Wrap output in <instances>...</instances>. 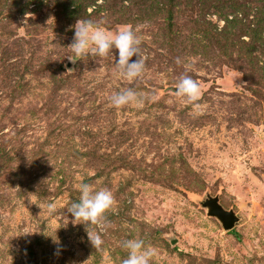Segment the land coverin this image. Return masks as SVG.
Masks as SVG:
<instances>
[{
  "label": "rangeland",
  "instance_id": "374dc122",
  "mask_svg": "<svg viewBox=\"0 0 264 264\" xmlns=\"http://www.w3.org/2000/svg\"><path fill=\"white\" fill-rule=\"evenodd\" d=\"M86 20L134 31L141 79L70 50ZM83 183L114 197L100 249L67 211ZM126 239L150 264H264V0H0V264H123Z\"/></svg>",
  "mask_w": 264,
  "mask_h": 264
},
{
  "label": "clouds",
  "instance_id": "9594fccd",
  "mask_svg": "<svg viewBox=\"0 0 264 264\" xmlns=\"http://www.w3.org/2000/svg\"><path fill=\"white\" fill-rule=\"evenodd\" d=\"M141 40L130 27L117 29L114 33L105 31L91 20L77 21L74 26L73 42L68 46L78 57L89 53V50L101 57L118 51V59L115 57V66L118 74L129 83L141 79L146 69V58L141 54ZM133 57H136L133 60ZM180 63L179 58L176 61ZM178 97L185 98L189 103H195L200 99L201 89L196 80L190 75H183L176 86ZM113 107L119 109L129 104L139 106L142 99L131 87L121 90L110 97ZM199 107V105H197ZM80 197L78 202H73L67 208L72 216L73 225L83 224L88 234L91 245L100 249L104 241L101 233L107 227L105 213L112 209L114 197L110 190H94L89 184L80 185ZM39 207V206H38ZM56 211V205L49 203L47 212L49 215ZM96 226L98 231L90 232L88 229ZM122 247L127 250V258L123 264H150L155 250L145 244L143 239H126L122 241Z\"/></svg>",
  "mask_w": 264,
  "mask_h": 264
},
{
  "label": "water",
  "instance_id": "95a60500",
  "mask_svg": "<svg viewBox=\"0 0 264 264\" xmlns=\"http://www.w3.org/2000/svg\"><path fill=\"white\" fill-rule=\"evenodd\" d=\"M206 204L211 207V214L218 216L222 220L226 229H232L235 226L238 218L234 211L226 210L217 198L210 199Z\"/></svg>",
  "mask_w": 264,
  "mask_h": 264
},
{
  "label": "trees",
  "instance_id": "16d2710c",
  "mask_svg": "<svg viewBox=\"0 0 264 264\" xmlns=\"http://www.w3.org/2000/svg\"><path fill=\"white\" fill-rule=\"evenodd\" d=\"M174 3H175V1H174Z\"/></svg>",
  "mask_w": 264,
  "mask_h": 264
}]
</instances>
